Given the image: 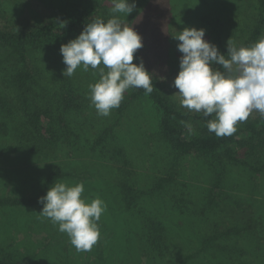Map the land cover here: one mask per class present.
Wrapping results in <instances>:
<instances>
[{
    "label": "rangeland",
    "instance_id": "374dc122",
    "mask_svg": "<svg viewBox=\"0 0 264 264\" xmlns=\"http://www.w3.org/2000/svg\"><path fill=\"white\" fill-rule=\"evenodd\" d=\"M122 26L141 37V62L178 110L179 72L173 39L185 28L227 55V41L250 47L264 37L259 0H127ZM110 0H0V25L24 30L79 16L113 18ZM259 29L256 41L250 39ZM61 45L28 48L26 63L0 46V200L37 198L48 176L82 182V198L106 204L100 239L77 252L66 234L37 214L43 205H0V254L29 264H264V148H236L239 163L221 153L178 154L159 129V113L143 89L130 88L118 108L100 117L90 106L94 70L63 76ZM28 67L30 78L21 74ZM217 68V66L214 65ZM47 110L54 141L29 119ZM261 118L253 112L247 121ZM191 125L190 134L198 131ZM162 229V231H161Z\"/></svg>",
    "mask_w": 264,
    "mask_h": 264
},
{
    "label": "clouds",
    "instance_id": "9594fccd",
    "mask_svg": "<svg viewBox=\"0 0 264 264\" xmlns=\"http://www.w3.org/2000/svg\"><path fill=\"white\" fill-rule=\"evenodd\" d=\"M113 18L107 22L97 19L84 26L77 38L61 45L63 76L71 77L77 68L94 70L98 80L89 85L90 106L100 117H108L120 106L124 93L130 88L153 91L152 76L142 62L134 64L135 52L143 47L141 37L132 27L122 26L115 14L129 16L135 3L110 0ZM203 29L185 28L172 36L179 41L177 50L179 72L173 81L178 89L180 106L190 112L212 117L207 129L216 137H227L237 131V124L246 121L255 111L264 117V37L250 47L227 41V55L203 39ZM215 66H220L223 71ZM181 123L191 130L187 122ZM82 182H65L50 187L38 198L43 205L37 214L49 220L58 231L68 236L77 252H87L100 239L99 221L106 204L99 197L90 202L82 198Z\"/></svg>",
    "mask_w": 264,
    "mask_h": 264
},
{
    "label": "trees",
    "instance_id": "16d2710c",
    "mask_svg": "<svg viewBox=\"0 0 264 264\" xmlns=\"http://www.w3.org/2000/svg\"><path fill=\"white\" fill-rule=\"evenodd\" d=\"M260 8V25H264V0H259ZM107 22L105 18H97ZM94 18L77 17L70 18L61 24H43L36 25L24 30H10L4 25H0V46L9 47L15 50L20 56L23 63H26L25 53L28 48L35 47L47 48L53 44L65 45L69 41L74 40L83 31L85 25L97 20ZM260 30L257 29L250 41L254 42L258 39ZM141 57L139 50L134 54V64H139ZM217 69L223 71L220 66ZM31 77L27 66L21 74ZM153 91L149 94V98L156 106L159 113V129L162 135L169 142L171 147L178 154L197 153L204 157H211L221 153L230 162L239 163L236 158V148L250 147L251 150L264 148V117L247 121L233 135L227 137H216L214 133H210L206 127L207 122L212 117H204L202 113L190 114L178 110L171 102H169L159 91L156 79L152 76ZM181 121L190 125L198 126L199 132L191 135ZM29 122L36 133L45 141H54L55 133L51 125L50 113L47 110H35L30 116ZM254 170L264 171V167L254 168ZM60 176L59 171L52 172L45 181V187L37 198L33 199H5L0 200V205L5 204H23L32 205L37 203L38 198L42 197L45 188L48 187L57 177ZM162 231V229H161ZM0 264H29L25 261H11L1 257Z\"/></svg>",
    "mask_w": 264,
    "mask_h": 264
}]
</instances>
